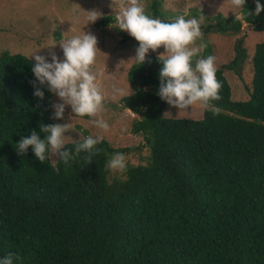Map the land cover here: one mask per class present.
I'll list each match as a JSON object with an SVG mask.
<instances>
[{"label": "trees", "instance_id": "trees-1", "mask_svg": "<svg viewBox=\"0 0 264 264\" xmlns=\"http://www.w3.org/2000/svg\"><path fill=\"white\" fill-rule=\"evenodd\" d=\"M160 3L152 0L153 18ZM255 9L256 1L246 0L239 19L216 14L210 30L236 34L243 21L263 30L264 12ZM241 43L217 68L222 99L210 106L218 115L204 107L197 119L165 116L158 56L132 65V93L120 100L140 116L132 131L144 136L150 154L112 181L106 164L113 148L105 139L90 164L83 151L67 166L39 161L32 146L18 153L23 137L55 124L53 93L36 80L34 60L0 51V259L13 253L21 257L14 264H264V42L252 56L249 98L233 100L224 69L244 61ZM80 142L65 147L75 155Z\"/></svg>", "mask_w": 264, "mask_h": 264}, {"label": "rangeland", "instance_id": "rangeland-1", "mask_svg": "<svg viewBox=\"0 0 264 264\" xmlns=\"http://www.w3.org/2000/svg\"><path fill=\"white\" fill-rule=\"evenodd\" d=\"M157 18L171 21L173 18L183 15L186 19L196 18L202 25L204 33L194 46L206 43L201 53L214 55L216 67L230 63L236 55L235 42L242 38V47L247 56L238 64L235 70L224 69V75L231 87L233 100H246L249 98L246 88L252 79V56L255 45L264 42V29L254 30L244 21L242 30L233 34L229 32H216L210 30L211 17L222 14L225 17H240V8L231 4V0H160ZM255 3L256 0H251ZM146 14L153 17L151 8L152 0H143ZM112 0H0V51L21 53L30 59L33 53L45 56L51 62V52H55L61 60L64 53L61 42H67L73 36H82L84 32H91L98 38V51L92 71L97 76V83L105 95L103 109L96 117H79L72 112L71 106H66L64 118L54 119L55 124H70V131L65 133L66 141L81 140L87 135H102L113 148L109 159L115 153H124L127 165L144 164L149 158V148L145 145L144 136L132 131V124L140 116L131 110L124 108L123 96L132 93L127 74L134 63L131 60L136 55L139 42L123 30L119 29L116 15L121 11L111 7ZM97 9L102 16L95 23L87 20V11ZM110 15L112 20L107 24L96 25L104 16ZM109 25L111 27H109ZM124 35L130 36L123 41ZM165 49L159 48L155 52L149 50L147 57L159 56ZM32 57V58H31ZM35 61V60H34ZM115 89L125 90V95L116 93ZM52 102H60L59 97L53 94ZM204 107L201 103L183 110L179 116V109L166 102L163 114L176 118H200ZM54 109H52V115ZM103 119L109 125V130L97 128L92 121ZM126 147L134 148L127 149ZM52 164L59 158L49 156ZM108 159V160H109ZM125 172H113L108 169V179H124Z\"/></svg>", "mask_w": 264, "mask_h": 264}, {"label": "clouds", "instance_id": "clouds-1", "mask_svg": "<svg viewBox=\"0 0 264 264\" xmlns=\"http://www.w3.org/2000/svg\"><path fill=\"white\" fill-rule=\"evenodd\" d=\"M231 4L240 8L245 6L246 0H231ZM111 7L121 10L115 18L119 29L128 32L139 42L136 55L131 60L142 65L146 62L149 50L155 52L161 47L165 49L158 56L163 67L159 73L160 86L157 95L179 109L177 116L198 102L203 107H210L213 114L218 115L219 108L210 106V101L222 99L220 91L223 85L217 78L216 57L200 56L207 48V44L194 46L204 35L200 22L196 18L186 19L183 15L171 21L153 18L146 14L143 0H112ZM261 12H264V5L260 0H256L255 14L259 16ZM87 13L88 24L95 23L102 16L97 9ZM237 19L239 17L236 16ZM97 45L98 38L91 32H84L82 36H73L67 42L60 43L64 53L63 60L55 52L50 53L51 62L47 57L36 54L37 52L33 53L35 64L32 72L36 80L60 100L58 103L50 102L51 108L54 109L53 119L62 120L66 106H71L72 112L79 117H96L102 111L105 95L97 83L96 74L92 71L99 50ZM32 83L35 88L34 95L43 100L44 91L36 85V81ZM115 91L121 96L126 94L123 89ZM92 123L99 129L109 130L108 123L103 119H94ZM70 124H40V132L46 134L45 138L41 139L40 132L32 130L30 136L23 137L16 145L18 153L24 154L29 146H32L39 161L45 162L51 155L62 160L67 166L70 160L75 159L83 151L88 153L85 157L88 164L92 163V156L101 151L96 146L104 137L102 135L82 137L81 142L75 146L74 155L65 147V133L70 131ZM106 167L113 172H125L127 170L125 154L112 155ZM20 260V256L9 253L0 259V264H14V261Z\"/></svg>", "mask_w": 264, "mask_h": 264}, {"label": "crops", "instance_id": "crops-1", "mask_svg": "<svg viewBox=\"0 0 264 264\" xmlns=\"http://www.w3.org/2000/svg\"><path fill=\"white\" fill-rule=\"evenodd\" d=\"M129 110V109H128Z\"/></svg>", "mask_w": 264, "mask_h": 264}]
</instances>
